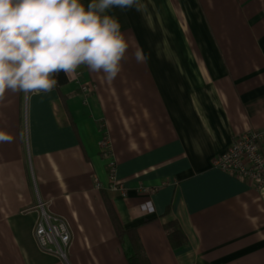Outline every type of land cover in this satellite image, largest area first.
Returning <instances> with one entry per match:
<instances>
[{"label":"crops","instance_id":"0c3cea01","mask_svg":"<svg viewBox=\"0 0 264 264\" xmlns=\"http://www.w3.org/2000/svg\"><path fill=\"white\" fill-rule=\"evenodd\" d=\"M139 2L110 10L129 42L114 80L82 66L0 102V264H128L109 207L150 264H264V188L211 163L235 135L264 129V0ZM40 203L69 225L66 261L35 242ZM171 221L183 247L167 239Z\"/></svg>","mask_w":264,"mask_h":264},{"label":"clouds","instance_id":"9594fccd","mask_svg":"<svg viewBox=\"0 0 264 264\" xmlns=\"http://www.w3.org/2000/svg\"><path fill=\"white\" fill-rule=\"evenodd\" d=\"M141 9L139 0H0V102L8 93H40L86 66L114 80L129 42L113 8ZM138 63L146 59L135 53ZM6 134L0 131V137ZM10 139V137H8Z\"/></svg>","mask_w":264,"mask_h":264},{"label":"built area","instance_id":"2783aa9c","mask_svg":"<svg viewBox=\"0 0 264 264\" xmlns=\"http://www.w3.org/2000/svg\"><path fill=\"white\" fill-rule=\"evenodd\" d=\"M80 90L88 91L87 85ZM100 155L107 160L110 189L122 193L123 186L115 180V161L107 138L98 142ZM212 166L237 179H246L257 190L264 188V129L245 130L235 135L226 149L215 156ZM39 216L34 224L33 235L38 248L47 254L66 261L71 244V231L67 221L48 213L43 204L38 205Z\"/></svg>","mask_w":264,"mask_h":264},{"label":"trees","instance_id":"16d2710c","mask_svg":"<svg viewBox=\"0 0 264 264\" xmlns=\"http://www.w3.org/2000/svg\"><path fill=\"white\" fill-rule=\"evenodd\" d=\"M56 78L58 80L56 87H60L68 81L63 72L59 73ZM109 213L117 235L123 238L128 264H150L144 253L136 230L134 228L128 230L123 229L113 208L109 207ZM164 229L166 231L167 239L173 249L183 247L186 244L187 241L185 234L176 221L168 222L164 225Z\"/></svg>","mask_w":264,"mask_h":264},{"label":"snow or ice","instance_id":"6c2138e0","mask_svg":"<svg viewBox=\"0 0 264 264\" xmlns=\"http://www.w3.org/2000/svg\"><path fill=\"white\" fill-rule=\"evenodd\" d=\"M0 139H6V138H4V137H0Z\"/></svg>","mask_w":264,"mask_h":264}]
</instances>
